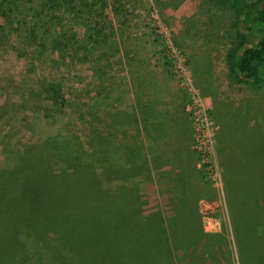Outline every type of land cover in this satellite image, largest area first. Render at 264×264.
<instances>
[{
  "label": "rangeland",
  "instance_id": "rangeland-1",
  "mask_svg": "<svg viewBox=\"0 0 264 264\" xmlns=\"http://www.w3.org/2000/svg\"><path fill=\"white\" fill-rule=\"evenodd\" d=\"M95 6L112 37L108 44L115 40L117 46L102 75L95 76L79 50L54 53L47 34L43 46L32 47L15 31L0 35V167L13 166L45 139L57 144L56 135L77 134L89 150L92 133H100L103 141L111 135L114 144L105 141V146L113 164L128 168L141 163L160 144L157 137H145V79L165 80L183 102L191 127L199 190L194 200L183 202L197 212L196 228L219 235L215 239L220 242L218 247L210 241L204 256L202 249L187 260L177 255L176 264H241L231 212L240 201L226 189L224 149H230V138L240 137L235 147L241 142L250 147L264 137V82L238 81L230 72L236 7L223 0H100ZM77 30L82 37L84 29ZM146 53L156 57V70L145 72ZM53 91L59 96L47 99ZM110 117L115 123L108 127ZM240 157L237 152L229 158L236 180L243 176ZM153 172V179L143 173L106 185H135L145 212L160 209L169 216L181 201L183 184L167 185L168 179ZM259 202L264 205V196Z\"/></svg>",
  "mask_w": 264,
  "mask_h": 264
},
{
  "label": "trees",
  "instance_id": "trees-1",
  "mask_svg": "<svg viewBox=\"0 0 264 264\" xmlns=\"http://www.w3.org/2000/svg\"><path fill=\"white\" fill-rule=\"evenodd\" d=\"M99 1L0 0V35L15 31L32 47L43 46L47 34L54 53L79 50L95 76L102 75L117 46L115 40L108 44L112 37L99 20L104 16L95 10ZM223 1L236 7L228 55L232 76L264 82V0ZM53 92L46 98L56 99L59 95ZM101 136L88 135V150L77 134L56 135L57 144L45 139L13 166L0 167V264H176L180 254L187 260L188 254L202 249L204 256L210 241L219 247V235L196 228L198 215L188 199L174 204L165 216L160 209L143 210L137 186L106 185L147 176L149 168L145 158L128 168L113 164L105 145L115 141L110 134L103 136L106 142ZM238 139L230 138V149H224V172L227 192L240 201L231 210L239 259L241 264H264V228H256L264 225V205L259 202L264 196V137L250 147L242 142L235 147ZM237 152L243 162L240 180L229 159Z\"/></svg>",
  "mask_w": 264,
  "mask_h": 264
},
{
  "label": "crops",
  "instance_id": "crops-1",
  "mask_svg": "<svg viewBox=\"0 0 264 264\" xmlns=\"http://www.w3.org/2000/svg\"><path fill=\"white\" fill-rule=\"evenodd\" d=\"M155 58L146 53L145 72L157 69L154 65ZM150 60L152 64L149 63ZM145 137H157L160 142L158 148L152 149L151 154H145V166L149 168L145 179H153L154 169L157 175L169 180L167 185L183 184L179 199L181 201L177 204L186 199L194 200L198 196L199 187L196 189V186L199 184L196 181L195 156L190 141L191 127L183 102L175 97L172 85L165 80L164 83L155 82L151 76L145 79Z\"/></svg>",
  "mask_w": 264,
  "mask_h": 264
},
{
  "label": "built area",
  "instance_id": "built-area-1",
  "mask_svg": "<svg viewBox=\"0 0 264 264\" xmlns=\"http://www.w3.org/2000/svg\"><path fill=\"white\" fill-rule=\"evenodd\" d=\"M175 57L177 58V55L175 54Z\"/></svg>",
  "mask_w": 264,
  "mask_h": 264
}]
</instances>
